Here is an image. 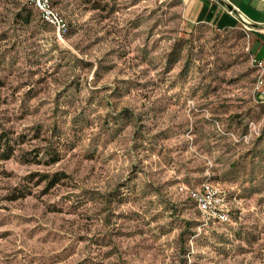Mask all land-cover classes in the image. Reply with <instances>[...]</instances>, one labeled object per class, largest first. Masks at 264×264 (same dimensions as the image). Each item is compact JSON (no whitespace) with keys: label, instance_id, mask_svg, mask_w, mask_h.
I'll return each instance as SVG.
<instances>
[{"label":"rangeland","instance_id":"374dc122","mask_svg":"<svg viewBox=\"0 0 264 264\" xmlns=\"http://www.w3.org/2000/svg\"><path fill=\"white\" fill-rule=\"evenodd\" d=\"M52 2L62 40L0 0V264H264L257 33L191 23L181 0ZM205 181L228 223L189 200Z\"/></svg>","mask_w":264,"mask_h":264},{"label":"built area","instance_id":"2783aa9c","mask_svg":"<svg viewBox=\"0 0 264 264\" xmlns=\"http://www.w3.org/2000/svg\"><path fill=\"white\" fill-rule=\"evenodd\" d=\"M25 4L37 10L41 20L51 26L56 36L62 40L67 32V24L62 15L55 9L52 0H23ZM255 62L257 68V81L254 90L258 96L264 99V65L261 61ZM184 188H180L183 191ZM188 191V198L193 202L195 208L200 213L204 225L211 223H228L229 212L218 188L211 182L205 181L198 188Z\"/></svg>","mask_w":264,"mask_h":264},{"label":"crops","instance_id":"0c3cea01","mask_svg":"<svg viewBox=\"0 0 264 264\" xmlns=\"http://www.w3.org/2000/svg\"><path fill=\"white\" fill-rule=\"evenodd\" d=\"M247 20L264 25V0H227ZM185 17L191 23H207L219 27L235 25L238 20L221 5L212 0H181ZM236 19V20H235ZM239 21V20H238ZM251 42L253 60L264 65V32H256ZM264 90V85H263Z\"/></svg>","mask_w":264,"mask_h":264},{"label":"trees","instance_id":"16d2710c","mask_svg":"<svg viewBox=\"0 0 264 264\" xmlns=\"http://www.w3.org/2000/svg\"><path fill=\"white\" fill-rule=\"evenodd\" d=\"M53 3V2H52ZM27 5V4H26ZM13 153V148L3 139V133L0 134V159L8 160ZM37 162L36 158H34ZM46 165H53L59 161V152L53 151L52 154L48 153L45 156ZM68 176L64 172H54L51 174H41L40 175V183L45 182L44 190L49 191L54 188L57 184H59L63 179H66ZM22 197V194L21 196ZM190 200V199H189ZM191 201V200H190ZM192 202V201H191ZM193 203V202H192Z\"/></svg>","mask_w":264,"mask_h":264},{"label":"water","instance_id":"95a60500","mask_svg":"<svg viewBox=\"0 0 264 264\" xmlns=\"http://www.w3.org/2000/svg\"><path fill=\"white\" fill-rule=\"evenodd\" d=\"M214 1L217 2L219 5H221L226 11L233 14L248 30L254 32H264V25L253 23L247 20L227 0H214Z\"/></svg>","mask_w":264,"mask_h":264}]
</instances>
